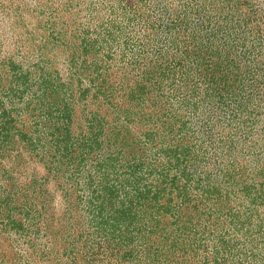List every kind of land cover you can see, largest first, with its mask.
<instances>
[{
  "label": "rangeland",
  "instance_id": "374dc122",
  "mask_svg": "<svg viewBox=\"0 0 264 264\" xmlns=\"http://www.w3.org/2000/svg\"><path fill=\"white\" fill-rule=\"evenodd\" d=\"M0 264H264V0H0Z\"/></svg>",
  "mask_w": 264,
  "mask_h": 264
}]
</instances>
